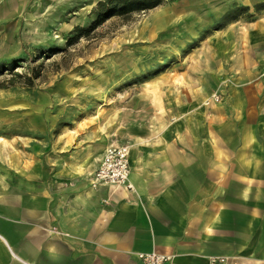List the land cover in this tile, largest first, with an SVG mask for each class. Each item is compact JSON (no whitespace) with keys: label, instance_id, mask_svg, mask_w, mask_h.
Returning a JSON list of instances; mask_svg holds the SVG:
<instances>
[{"label":"crops","instance_id":"0c3cea01","mask_svg":"<svg viewBox=\"0 0 264 264\" xmlns=\"http://www.w3.org/2000/svg\"><path fill=\"white\" fill-rule=\"evenodd\" d=\"M67 1L0 0V19L32 27L35 9ZM235 2L253 17L159 77L150 122L117 137L79 124L0 131V264H143L136 253L153 251L169 264H264V0ZM110 143L130 146L132 189L90 184Z\"/></svg>","mask_w":264,"mask_h":264},{"label":"rangeland","instance_id":"374dc122","mask_svg":"<svg viewBox=\"0 0 264 264\" xmlns=\"http://www.w3.org/2000/svg\"><path fill=\"white\" fill-rule=\"evenodd\" d=\"M96 1L50 2L31 13L32 27L26 17L0 19V62L16 60L0 74V107L8 111L0 131L79 124L117 137L118 129L150 122L154 83L163 73L169 83L171 72L181 76L201 59L213 26L236 8L235 0L168 1L126 22L108 20L67 45L74 26L89 24Z\"/></svg>","mask_w":264,"mask_h":264},{"label":"trees","instance_id":"16d2710c","mask_svg":"<svg viewBox=\"0 0 264 264\" xmlns=\"http://www.w3.org/2000/svg\"><path fill=\"white\" fill-rule=\"evenodd\" d=\"M168 1L175 0H97L90 10L89 24L87 26H74L66 36V44L70 45L81 38L89 37L91 33L94 34L96 30L108 20L115 18L126 22L133 15L152 10ZM234 6L236 8L226 15L223 22L214 25L213 30L223 28L242 15H247L248 19L253 17V14L248 13V6L238 5L237 3H235ZM262 8H264V2L254 6L255 11ZM15 63L16 60L9 63L0 62V74H2L3 71H12V67ZM149 76L151 75L147 74L141 79L147 80ZM35 77H37V75H35Z\"/></svg>","mask_w":264,"mask_h":264},{"label":"built area","instance_id":"2783aa9c","mask_svg":"<svg viewBox=\"0 0 264 264\" xmlns=\"http://www.w3.org/2000/svg\"><path fill=\"white\" fill-rule=\"evenodd\" d=\"M211 101L218 102L217 94L211 95L210 99L205 101V104H210ZM129 153L130 146L128 144H109L103 153L99 167L92 173L90 184L93 187L100 185L108 186H123L126 189H132L129 183ZM105 203H108L105 200ZM136 257L143 264H169L173 256L157 253H136ZM210 264H229L227 257H212Z\"/></svg>","mask_w":264,"mask_h":264}]
</instances>
